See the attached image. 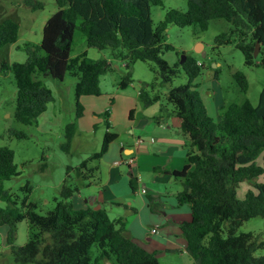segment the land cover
Here are the masks:
<instances>
[{"label":"trees","instance_id":"trees-1","mask_svg":"<svg viewBox=\"0 0 264 264\" xmlns=\"http://www.w3.org/2000/svg\"><path fill=\"white\" fill-rule=\"evenodd\" d=\"M32 10L43 8L39 0H24ZM57 10L46 20L39 44L25 46L27 58L8 64L3 60L0 70H10L16 83L15 118L32 124L52 101V92L36 78V72L55 80H63L69 72L76 77L74 91L77 117L82 115V95H99V79L110 67L105 58L92 59L84 51L71 56L76 30L85 37L87 47L109 48L115 58L126 61L127 71L119 81L121 89L132 82L130 66L135 61H154L163 83L176 74V63L170 66L161 54L172 45L165 42L168 25L179 27L196 24L201 30L209 21L223 18L231 25L229 32L216 36L218 44L236 41L246 65L264 68V0H187V9L169 8L164 18L153 23L152 3L161 0H55ZM18 38V24L11 18L0 21V50ZM259 43L258 55H254ZM259 56V61L256 58ZM188 82L170 88L167 100L180 119V130L188 137L187 162L171 174L182 182L176 197L187 203L191 220L180 224L191 264H264V239L253 232H238L243 221L264 218V183L255 182L243 198L237 188L245 180L264 174V86L256 105L245 101L232 103L213 122L196 87L190 82L201 73L203 63L186 56L180 63ZM244 87L241 72L234 75ZM143 106L151 98L144 90L138 94ZM108 113H103L106 116ZM107 128L108 123L105 122ZM75 124L66 127L67 149L74 135ZM16 137L24 134L12 131ZM116 133L106 131L99 151L84 159L75 169L78 177L87 179L97 169L90 160L100 159L108 150ZM46 165L41 164L42 168ZM71 167L68 166V169ZM20 174L14 163V152L0 147V225L7 226L5 244L12 255V264H160L162 253L149 251L133 240L124 217L110 218L105 208H74L69 197L84 186L64 179L61 199L45 214L36 212L29 200L31 185L20 186L22 195L4 188L3 181ZM132 191L137 178L130 176ZM150 199H152L151 196ZM27 223V240L15 244L17 225Z\"/></svg>","mask_w":264,"mask_h":264},{"label":"rangeland","instance_id":"rangeland-1","mask_svg":"<svg viewBox=\"0 0 264 264\" xmlns=\"http://www.w3.org/2000/svg\"><path fill=\"white\" fill-rule=\"evenodd\" d=\"M39 1L42 2L43 8L32 10L24 0H0V21L11 18L18 24L17 40L0 50V65L3 60H6L8 64L25 61L26 44L40 43L43 26L57 10V5L55 0ZM169 8L186 10L187 0H161V3H152L150 13L153 23L157 24L161 21ZM230 28V23L223 18L210 20L205 30H201L196 24L184 27L168 25L165 31V42L172 45V48L165 50L161 56L170 66L178 64L172 81L162 82L158 73L159 67L154 61L137 60L130 66L132 82L126 87L127 91L134 90L135 93L144 90L151 98H155L149 105L143 106L142 100L138 95L136 96L137 124L138 119L142 117L138 111L143 110L144 107L145 115L151 113L176 115L166 94L170 88L188 82V75L180 65L183 54L193 58L199 64H204L201 73L190 82V87H196L199 91L207 114L213 122H217L219 115L232 103L242 104L245 101L253 105L258 103L259 93L264 86V68L261 65H246L242 52L236 47L235 40L222 44L216 42V36L221 32H229ZM84 51L89 58H105L111 62L109 69L100 76L101 96L97 97V104L101 105L104 100L109 103L111 98L121 97L118 93V91L121 92L118 83L128 70L126 61L115 58L109 48L87 47L85 37L76 30L71 56ZM256 61H259V56ZM236 72L243 74L246 82L244 87L234 76ZM36 78L51 90L53 99L48 102L46 110L32 124H24L14 116L17 91L14 75L10 70H0V147L7 146L13 150L14 163L20 172L18 176L4 180V188L21 196L20 186L29 181L31 185L29 200L36 204L37 213L45 214L54 209L56 199H61L60 189L64 179L67 178L68 183L87 181L78 177V170L75 168L84 159L100 150L106 125L104 121H100L91 126L90 123L88 124V118L81 120L77 117L75 76L67 72L63 80L58 81L36 72ZM127 91L124 94H128ZM79 102L82 105L81 99ZM118 105L121 107L120 104ZM99 115L101 117L103 113ZM118 115L126 118V113ZM71 122L75 124L74 135L69 147L65 149L61 147V144L66 141V127ZM13 130L23 133L24 136L16 137L11 134ZM112 130L120 133L118 127ZM121 136L125 138L126 133ZM43 162L46 163L44 168L41 166ZM97 162L98 159H94L87 164L95 166ZM68 166L71 168L68 169ZM255 182L264 183V174L241 182L237 188V197L243 198L245 192L253 188ZM80 190L82 194L88 195L85 186H81ZM0 206L4 207L5 203L0 201ZM109 212L114 217L112 210L109 209ZM238 232H253L264 239V218L258 216L243 221ZM27 235V223L24 221L18 223L15 244L25 243ZM0 253L4 254L5 264L13 263L7 244L0 246ZM255 254L263 255L264 249H258ZM105 264H111V262L105 261Z\"/></svg>","mask_w":264,"mask_h":264},{"label":"crops","instance_id":"crops-1","mask_svg":"<svg viewBox=\"0 0 264 264\" xmlns=\"http://www.w3.org/2000/svg\"><path fill=\"white\" fill-rule=\"evenodd\" d=\"M120 90L121 97L111 98L109 103L104 100L101 105L96 100L100 94L80 97L81 120L88 118L91 126L95 122H107L109 128L105 123L104 133L110 131L117 136L98 160L97 169L83 182L88 195L79 189L69 200L74 208L102 207L109 215V209L112 210V218L124 217L136 243L162 253L160 264H191L193 258L180 228L182 222L191 220V209L187 203L178 202L176 195L183 186L171 174L186 164L189 139L180 130V119L174 114L145 115L144 107L138 111L142 117L137 124L135 108L139 91ZM105 111L108 114L100 117ZM124 113L126 118L119 117L118 114ZM116 127L120 133L112 130ZM124 133L126 136L122 138ZM130 176L137 178L135 191L130 187ZM6 232L7 226L0 225V246L5 244ZM3 257L0 253V264H5Z\"/></svg>","mask_w":264,"mask_h":264},{"label":"water","instance_id":"water-1","mask_svg":"<svg viewBox=\"0 0 264 264\" xmlns=\"http://www.w3.org/2000/svg\"><path fill=\"white\" fill-rule=\"evenodd\" d=\"M258 52H259V43H256L254 55L257 56L258 55ZM185 59H186V55L183 54L181 56L180 63H183Z\"/></svg>","mask_w":264,"mask_h":264},{"label":"built area","instance_id":"built-area-1","mask_svg":"<svg viewBox=\"0 0 264 264\" xmlns=\"http://www.w3.org/2000/svg\"><path fill=\"white\" fill-rule=\"evenodd\" d=\"M151 231H152V232H156V228H152Z\"/></svg>","mask_w":264,"mask_h":264}]
</instances>
